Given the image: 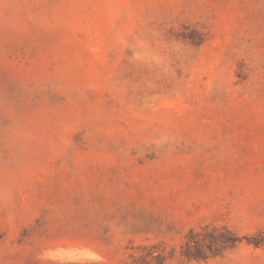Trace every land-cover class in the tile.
<instances>
[{
	"label": "rangeland",
	"instance_id": "obj_1",
	"mask_svg": "<svg viewBox=\"0 0 264 264\" xmlns=\"http://www.w3.org/2000/svg\"><path fill=\"white\" fill-rule=\"evenodd\" d=\"M0 264H264V0H0Z\"/></svg>",
	"mask_w": 264,
	"mask_h": 264
}]
</instances>
